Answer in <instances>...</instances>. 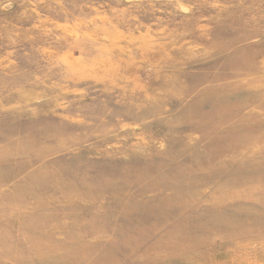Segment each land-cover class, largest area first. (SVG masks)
Wrapping results in <instances>:
<instances>
[{"label":"rangeland","instance_id":"rangeland-1","mask_svg":"<svg viewBox=\"0 0 264 264\" xmlns=\"http://www.w3.org/2000/svg\"><path fill=\"white\" fill-rule=\"evenodd\" d=\"M0 264H264V0H0Z\"/></svg>","mask_w":264,"mask_h":264}]
</instances>
